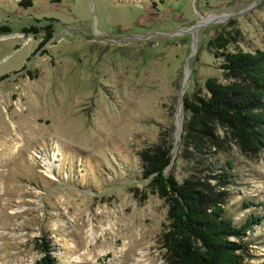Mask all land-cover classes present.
<instances>
[{
  "label": "rangeland",
  "instance_id": "rangeland-1",
  "mask_svg": "<svg viewBox=\"0 0 264 264\" xmlns=\"http://www.w3.org/2000/svg\"><path fill=\"white\" fill-rule=\"evenodd\" d=\"M0 22V264H36L43 239L62 264H177L140 164L171 144L165 174L187 176L182 95L224 82L221 52L264 49V0H0ZM229 150L232 182L210 186L234 221L263 215L241 257L264 263V147Z\"/></svg>",
  "mask_w": 264,
  "mask_h": 264
},
{
  "label": "trees",
  "instance_id": "trees-1",
  "mask_svg": "<svg viewBox=\"0 0 264 264\" xmlns=\"http://www.w3.org/2000/svg\"><path fill=\"white\" fill-rule=\"evenodd\" d=\"M16 3L26 7L31 0ZM39 29L43 30L42 43L52 34L50 24L21 26L22 32ZM9 31V25L0 22V34ZM221 54L218 68L224 82L210 77L203 95L195 90L182 95L185 116L176 142L178 154L188 166L187 176L178 182L172 173L165 174L171 144L154 154L144 152L140 164V174L149 176L171 200L164 245L175 255L177 264H264L241 257L246 235L254 230V223L263 224V215L251 212L234 221L224 212L225 191L210 186V181L218 187L232 182L234 159L229 148L257 152L264 147V49ZM219 130H223L222 136ZM260 203L249 198L242 200L241 206ZM39 247L43 253L36 264H62L44 239Z\"/></svg>",
  "mask_w": 264,
  "mask_h": 264
},
{
  "label": "bare ground",
  "instance_id": "bare-ground-1",
  "mask_svg": "<svg viewBox=\"0 0 264 264\" xmlns=\"http://www.w3.org/2000/svg\"><path fill=\"white\" fill-rule=\"evenodd\" d=\"M92 231H93V230L90 229V231H89V234H90V235L92 234ZM144 256H145V254L142 252L141 255H140V257H137L136 260H137L138 262H137L136 264L141 263V260L144 259Z\"/></svg>",
  "mask_w": 264,
  "mask_h": 264
}]
</instances>
